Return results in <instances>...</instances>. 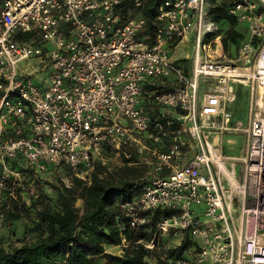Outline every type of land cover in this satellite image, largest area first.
<instances>
[{
	"label": "built area",
	"instance_id": "built-area-1",
	"mask_svg": "<svg viewBox=\"0 0 264 264\" xmlns=\"http://www.w3.org/2000/svg\"><path fill=\"white\" fill-rule=\"evenodd\" d=\"M145 1L0 0V196L19 167L34 176L63 167L85 181L105 146H127V159L129 150L150 155L152 171L118 205L128 228L145 226L155 210L173 213L138 243L166 251L168 236L187 233L197 248L177 264H264V15L250 0L229 10L247 37L228 61L215 53L220 28L205 0H159L151 20ZM189 40L186 74L172 51ZM171 79L169 91L148 89ZM236 85L248 88L240 181L220 152ZM144 102L179 109L182 127L152 119Z\"/></svg>",
	"mask_w": 264,
	"mask_h": 264
},
{
	"label": "trees",
	"instance_id": "trees-1",
	"mask_svg": "<svg viewBox=\"0 0 264 264\" xmlns=\"http://www.w3.org/2000/svg\"><path fill=\"white\" fill-rule=\"evenodd\" d=\"M159 3V0H146L143 15L153 19ZM209 15L215 22L225 17L222 9H213ZM231 17H228L229 28L221 39L223 52L230 44L237 52L243 39L235 30L236 19ZM130 160L124 159V173L120 176L108 173L101 163L93 167L85 181L70 174V187H54L56 198L48 203L44 202L42 194L30 205L22 201L19 194L14 199L9 198L11 207L5 210V220L14 222L28 218L31 226L27 230L36 237L31 243L9 249L0 238V264H95L99 260L106 264H150L153 249L138 242H150L157 222L173 213L155 210L145 226L136 231L128 228L127 219L120 216L118 205L129 201L145 184L136 180L139 170L127 165ZM78 200L81 207L76 206ZM119 223L123 231L119 230ZM116 246L121 247L120 255L105 250V247ZM194 248H197L196 243L185 233L178 247L163 250L155 262L177 264L179 260L187 261L189 259H183V254L191 253ZM164 254L165 259L162 258Z\"/></svg>",
	"mask_w": 264,
	"mask_h": 264
},
{
	"label": "rangeland",
	"instance_id": "rangeland-1",
	"mask_svg": "<svg viewBox=\"0 0 264 264\" xmlns=\"http://www.w3.org/2000/svg\"><path fill=\"white\" fill-rule=\"evenodd\" d=\"M192 41L179 43L173 49V57L175 60H184L191 59L193 47ZM238 50V49H237ZM175 53V54H174ZM237 52L234 51V48L229 46L228 50L224 52V59L232 61L236 58ZM189 63V62H188ZM25 63H21L20 67H24ZM235 99L230 106L232 111V116L230 121L224 127L231 129V131L224 130L222 134V141L220 145L221 156V165L222 163L226 165L227 170L233 171L235 178L238 181L241 180L243 167H242V158L245 153L246 148V132L245 128L247 127V105H248V88L243 85L235 86ZM216 127H220V121L216 122ZM219 131V130H218ZM210 137H215V134H210ZM214 145L218 146V142L214 141ZM103 154L100 155L99 159L93 162V167L97 163H101L102 166L106 167L108 173H111L116 176L123 174L124 159L127 158V146L116 150L112 147L105 146ZM90 169L87 172V175H84V179H88L90 173L93 171ZM10 168V167H9ZM224 168V167H223ZM2 169L0 168V173ZM19 175L17 181H10L11 184L14 183V186L10 184V187H5L3 189V195L0 196V212L3 213L4 224L0 228V238L2 239V244L5 248L9 249L12 247H19L26 243H31L35 240V234L28 232L27 229L31 226L28 218H20L14 222H8L5 220L6 209L11 207V203H8L10 196H6L11 188H13V193L16 195L19 194L27 205H30L36 201L37 197L41 194L44 195L45 203H48L49 200L56 198L54 187L65 186L70 187V171L63 167H51L46 172L42 174H37L36 176L31 175L28 171H25L21 167L18 169ZM224 172H228L224 169ZM9 175V173H8ZM10 176V175H9ZM8 181V180H7ZM33 190L35 196L29 195V191ZM27 192V193H26ZM15 195L12 199L15 198ZM8 205V208H7ZM77 207H81V201L76 202ZM6 210V211H5ZM183 236L180 235H170L166 238L165 247L166 249H173L179 246L182 241ZM146 243V242H144ZM153 260L150 261V264H157L155 262L156 258L163 253V248L161 243L154 246L153 248ZM183 259H191L192 253L185 252L183 254ZM179 260L177 263H181ZM95 264H106L104 260L96 261Z\"/></svg>",
	"mask_w": 264,
	"mask_h": 264
},
{
	"label": "crops",
	"instance_id": "crops-1",
	"mask_svg": "<svg viewBox=\"0 0 264 264\" xmlns=\"http://www.w3.org/2000/svg\"><path fill=\"white\" fill-rule=\"evenodd\" d=\"M239 1L240 0H205L206 10L208 11L209 14L213 9H222L224 14H225V17L222 16V18H220V20L216 22L220 28L219 29L220 32L218 34L221 36V39H222V37H224L226 30L229 28L228 17H231V15L229 14V10ZM250 2L255 4V6H256L255 11L256 12L262 13L264 15V4L260 3L258 0H250ZM235 30H236V32H238L240 35L243 36V39H245L247 37L246 24L245 23H238L237 22L235 25ZM221 39H220L219 44L217 45V50L215 53L218 56L220 55L224 59V52H223ZM229 46L234 47V45H232V44H230ZM172 57H175V55L173 56V51H172ZM190 60L191 59H188V58L184 59V60H176L184 68L186 74H188V72L190 71ZM172 85H173L172 79L171 80H165V81H158L155 83L154 86L149 87L148 89H158L159 91H169V90H171ZM142 106L145 109V111H147V113L149 114V116L152 119L158 117L159 115H163V116H165V117H167V118H169L175 122L177 121V123L180 125V127H182L181 117H182L183 113L179 109L172 110V109L159 108V107H155V108L151 109L147 102H144ZM182 138H183V140L189 141V138L185 134L182 136ZM128 153L130 154V156H131L130 159H132V160H130L131 162H129L127 165L129 167L136 169V170H139V175H138V178L136 179L138 182H142V183L145 182L146 183V179H147V177H149L152 174V171H151V166L146 164V162L143 159L150 158V155H148L147 153H144L143 156H139L134 150H129ZM188 154L189 155L191 154V152H189V150H188ZM188 154H187V156L182 158L181 163L187 161L186 159L189 157ZM174 164L175 163L172 161L169 166L173 167ZM169 166L164 168L162 175L165 176L169 173V171H170L168 168ZM105 250L107 253L113 254V255H120L122 252L121 247H119V246L105 247Z\"/></svg>",
	"mask_w": 264,
	"mask_h": 264
},
{
	"label": "bare ground",
	"instance_id": "bare-ground-1",
	"mask_svg": "<svg viewBox=\"0 0 264 264\" xmlns=\"http://www.w3.org/2000/svg\"><path fill=\"white\" fill-rule=\"evenodd\" d=\"M214 87L216 88L217 86H214ZM226 130L231 131V129H229V128H227Z\"/></svg>",
	"mask_w": 264,
	"mask_h": 264
}]
</instances>
